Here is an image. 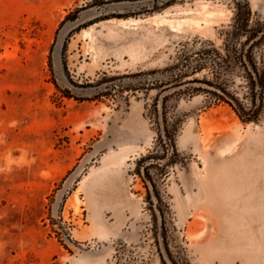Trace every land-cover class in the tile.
I'll use <instances>...</instances> for the list:
<instances>
[{
    "label": "rangeland",
    "instance_id": "374dc122",
    "mask_svg": "<svg viewBox=\"0 0 264 264\" xmlns=\"http://www.w3.org/2000/svg\"><path fill=\"white\" fill-rule=\"evenodd\" d=\"M246 1L251 45L264 0ZM247 13L244 0H0V264H264V107L246 123L205 95L172 99L180 156L156 180L162 205L136 174L157 141L155 80L208 42L223 50Z\"/></svg>",
    "mask_w": 264,
    "mask_h": 264
},
{
    "label": "trees",
    "instance_id": "16d2710c",
    "mask_svg": "<svg viewBox=\"0 0 264 264\" xmlns=\"http://www.w3.org/2000/svg\"><path fill=\"white\" fill-rule=\"evenodd\" d=\"M244 3L248 16L237 19L230 32L231 37L223 44V50L208 42L209 46H204L195 55L180 56L175 64L163 71L166 78L154 82L159 93L151 105L149 116L157 131V141L154 149L139 159L136 166V174L146 182L150 202L153 189L158 204L162 205L156 180H164L168 168L176 164L180 156L176 137L181 129V119L172 114L175 107L169 104L172 99H179L183 95H205L210 104H228L243 122L259 121L264 107V55L258 58L253 51L263 46L264 37L250 45L258 32L248 30L250 10L248 2L244 0ZM243 34L247 38L241 43L239 37ZM204 71H208L207 75L188 79ZM234 73L243 78L241 87L244 93L241 98L237 96L229 77ZM148 160H151L150 164L145 165ZM154 168L159 171L158 179L152 174Z\"/></svg>",
    "mask_w": 264,
    "mask_h": 264
},
{
    "label": "bare ground",
    "instance_id": "6f19581e",
    "mask_svg": "<svg viewBox=\"0 0 264 264\" xmlns=\"http://www.w3.org/2000/svg\"><path fill=\"white\" fill-rule=\"evenodd\" d=\"M156 18H158V17H156ZM156 18H155V20H156ZM160 19H161V21H162L163 24H167V25H169V26H171V27H174V23H175V20H174V19L167 18V17H160ZM139 22H140L139 20H130V21H128V22H123V25H124L125 27H127L128 24H129V25H137ZM186 22H188V21H186ZM160 23H161V22H160ZM179 24H181V23H179ZM195 24H196V22H195ZM198 25H199V24H198ZM178 26H179V25H178ZM227 150H228V149H227Z\"/></svg>",
    "mask_w": 264,
    "mask_h": 264
}]
</instances>
